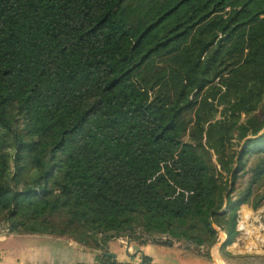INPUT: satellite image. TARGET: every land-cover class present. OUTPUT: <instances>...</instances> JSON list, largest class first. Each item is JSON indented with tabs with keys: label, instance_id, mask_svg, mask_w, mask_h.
<instances>
[{
	"label": "trees",
	"instance_id": "1",
	"mask_svg": "<svg viewBox=\"0 0 264 264\" xmlns=\"http://www.w3.org/2000/svg\"><path fill=\"white\" fill-rule=\"evenodd\" d=\"M243 203L264 211V0H0L8 232L210 257Z\"/></svg>",
	"mask_w": 264,
	"mask_h": 264
},
{
	"label": "crops",
	"instance_id": "2",
	"mask_svg": "<svg viewBox=\"0 0 264 264\" xmlns=\"http://www.w3.org/2000/svg\"><path fill=\"white\" fill-rule=\"evenodd\" d=\"M250 209V208H249ZM8 233V232H7ZM14 233V232H10ZM28 236H43L45 241L28 240L22 247H1L0 264H99L98 254L100 250L85 246L73 238L57 236L52 234L22 233ZM226 235V233H225ZM6 238L5 234H0V242ZM244 239L243 237H241ZM137 245L134 243V246ZM252 244L243 246L241 242H234L228 246L230 253L225 256L221 252V245L210 247V257L197 251L194 248H186L179 242L165 244L158 242H147L140 245L142 252L136 250L130 252L126 248V256H113L118 261L138 263L145 257H149V264H258L238 256L245 253L244 249H251ZM109 251H114L110 246ZM204 248L201 249L203 252ZM115 252V251H114Z\"/></svg>",
	"mask_w": 264,
	"mask_h": 264
},
{
	"label": "rangeland",
	"instance_id": "3",
	"mask_svg": "<svg viewBox=\"0 0 264 264\" xmlns=\"http://www.w3.org/2000/svg\"><path fill=\"white\" fill-rule=\"evenodd\" d=\"M222 107L223 106L221 105L220 109H222ZM216 116L222 117L223 114L221 113V111H218ZM244 118H245V114L242 113L241 120H243ZM234 140H236V139H234ZM237 142L238 141H236V143ZM235 147L239 148V145L235 144ZM249 208H250L249 211H252V216H251L250 221H252V219H253L252 223H254L256 225L260 224L261 222L264 223V211L262 209H259V208H253L251 203H243L242 211H241L242 217L244 216L243 212H245ZM252 223L249 222V229H247V232L251 231V229H252V231H255L254 230L255 228H256V232H252V235H250V236L248 235L246 238L244 237V239L241 238V244L243 246L252 244L251 249H246V247H244V249L247 251H244L245 253H239L238 256H243V258H245V259H234V260L245 261V260L249 259V261H252L253 263H261L262 262L256 256L264 253V242L263 241L260 242L258 240V238L264 239V233L260 232L259 228L252 225ZM262 231H264V227H263ZM7 232H8V228H7L6 224L3 225L2 223H0V234L6 235V238H4L0 242L1 247H4V246L7 248H9V247H22L24 244H26V241H28V240H31V241L32 240H35V241L36 240H40V241L44 240L45 241V239L42 235L41 236H28V235H24V234L19 233V232H16V233L15 232L14 233H10V232L7 233ZM260 233H262L263 235ZM240 234L242 237V230H240ZM243 236H244V233H243ZM163 239H166V238H163ZM222 239H226V235L224 232H220L218 240H217V242H215L213 244V246L222 245L223 243L222 244L219 243ZM126 240H127L126 237L113 238V239L108 241V244H107V247L105 250H108V248L110 246L116 253H118V256L119 255L126 256L127 255V253H126L127 246H129L128 249L131 252H133V251L137 250V248L134 246V243H136L139 246L142 245L141 243H139L137 240H134V239L133 240L131 239L130 242H128ZM174 242H178V241L174 240ZM143 244H145V243H143ZM230 245H228V246H230ZM225 256H228V254H226ZM228 258H229V256H228Z\"/></svg>",
	"mask_w": 264,
	"mask_h": 264
},
{
	"label": "built area",
	"instance_id": "4",
	"mask_svg": "<svg viewBox=\"0 0 264 264\" xmlns=\"http://www.w3.org/2000/svg\"><path fill=\"white\" fill-rule=\"evenodd\" d=\"M251 208V207H250ZM259 209H262V208H259ZM252 210V209H251ZM254 213V212H253ZM251 216H252V214L246 219V222H244V223H242L241 224V221H243L244 219H245V217L243 216L242 217V215L240 216V218L238 219V223H237V228H238V230L240 231V230H242V237L244 238H246L248 235L250 236V235H252V232H256V228L254 229L255 231H252V229H251V231H249V232H247V229H249V222H251L252 223V221H253V219H252V221H250L251 220ZM252 225H254L255 227H258L259 228V230H260V232H262V233H264V231H262L263 230V227H264V223L263 222H261L260 224H254V223H252ZM243 233H244V236H243ZM120 237H126L127 238V240L126 241H128V242H130V237L129 236H120ZM162 238H166V239H170V237L168 236V235H162ZM175 240V239H174ZM258 240L260 241V242H264V239H259L258 238ZM144 261V260H143ZM142 262V261H141ZM138 263H140V262H138ZM137 263V264H138Z\"/></svg>",
	"mask_w": 264,
	"mask_h": 264
},
{
	"label": "water",
	"instance_id": "5",
	"mask_svg": "<svg viewBox=\"0 0 264 264\" xmlns=\"http://www.w3.org/2000/svg\"><path fill=\"white\" fill-rule=\"evenodd\" d=\"M220 232H224V231L220 230ZM224 233H225V232H224ZM224 241H225V239H222L219 243L222 244ZM135 247L137 248L138 251L142 252V250L139 249V248H140L139 245H135ZM128 248H129V246H127V251H129ZM102 254H104V255H108V256H116V255H117L116 252H114V251H109V250H103V251H102ZM143 260H144V259H143Z\"/></svg>",
	"mask_w": 264,
	"mask_h": 264
},
{
	"label": "bare ground",
	"instance_id": "6",
	"mask_svg": "<svg viewBox=\"0 0 264 264\" xmlns=\"http://www.w3.org/2000/svg\"><path fill=\"white\" fill-rule=\"evenodd\" d=\"M248 210H250V209H248ZM251 212V213H250ZM248 213V212H247ZM249 215H247L246 217H245V219L243 220V221H241V224L242 223H244V222H246V219L252 214V211H249ZM246 213H244V215H245Z\"/></svg>",
	"mask_w": 264,
	"mask_h": 264
}]
</instances>
